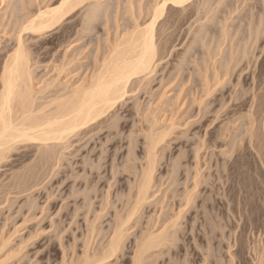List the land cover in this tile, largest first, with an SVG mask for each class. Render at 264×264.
I'll return each mask as SVG.
<instances>
[{
	"label": "rangeland",
	"instance_id": "374dc122",
	"mask_svg": "<svg viewBox=\"0 0 264 264\" xmlns=\"http://www.w3.org/2000/svg\"><path fill=\"white\" fill-rule=\"evenodd\" d=\"M89 1L48 33L24 35L33 56L31 69L36 80L54 75L53 67L64 64L59 80L79 83L95 71L97 60L108 58L106 55L118 37L130 33L133 23L138 21L136 24L145 25L148 22L150 6L155 0ZM193 1L184 11L169 7L164 10L155 26L160 60L157 68L151 76L130 84L129 95L103 118L98 130L71 138L69 148L60 151L59 160L43 158L36 145L19 144L0 163V243L10 240L6 249L0 251V264H73L81 259L86 247L91 254L106 243L107 225L114 213L123 212L125 206L131 207L130 196L144 165L147 127L144 116L148 108L157 109L156 118H178L180 125L194 114L195 117L188 120L194 123L189 128L179 125L166 143L158 147L152 199L137 218L138 225L136 222L128 231L130 237L115 264H131L134 237L144 230L148 219L156 220L158 216L160 220L168 219L177 211L181 196L192 189L196 168L200 178L195 201L184 209L183 218L178 220L175 243L156 263L163 264L166 259L165 264H257V254H264V171L259 166L256 151L248 143L251 134L247 120L256 110L253 105L249 109L252 101L259 97L264 99V63L260 65L264 59V32L256 43V50L248 55L252 62L246 67L244 60L232 65L236 68L229 80L233 92L229 105L235 107L228 120L223 117L215 122L214 129H223L227 139H231L233 149L227 155H221L226 151L223 148L215 149L210 145L213 105L202 109L208 113L199 120L192 95L201 94L204 74L212 78L210 65L204 66L205 70L196 63H209L208 58L216 54L214 49L221 27H226L228 40L222 46L219 59L228 55L230 45L234 49L237 45L238 53L242 51L243 36L256 21H264V9L255 7L257 0H217L211 2V8L206 0ZM58 2L0 0V42L3 40L4 46L12 47L18 20L42 6L53 7ZM204 15H209L206 17L209 21L201 20ZM203 23L214 27L215 33L208 32L203 42L195 40L192 45L190 36L182 39L186 32L194 31ZM260 70L263 75L258 78ZM220 100L226 101V95L220 96ZM199 140L205 147L195 157L197 146L194 144L198 145Z\"/></svg>",
	"mask_w": 264,
	"mask_h": 264
},
{
	"label": "bare ground",
	"instance_id": "6f19581e",
	"mask_svg": "<svg viewBox=\"0 0 264 264\" xmlns=\"http://www.w3.org/2000/svg\"><path fill=\"white\" fill-rule=\"evenodd\" d=\"M88 1L89 0H59L57 5L53 7L45 5L38 8L35 13L31 15L29 12V16L23 17L24 19H21L20 21L18 20V23H16L17 31L14 38H12L14 40V43L12 44L13 46H4L3 40L0 42V163L5 161V159H7V154H10L12 148L19 144L36 145L37 148L40 149L39 153L41 152L43 158L46 157L47 160L50 158L59 160V157H62L60 151L63 152V150L69 148L68 144L71 138L82 133L85 136L95 130H98L101 127V123H103V118L119 102L124 100L126 95H129L128 87L130 84L134 80H142L144 77L147 78L148 75L151 76V73L154 72L157 62L160 61L158 59V48H156L157 46L155 45V26L160 18H162L164 10L169 7L170 10L181 9L184 11V9L194 2L193 0H155L151 5L152 7L150 6V12L148 11L150 13L148 16V22L145 25L143 24L144 26L140 23L142 27L136 24L138 21L135 22V25H133V23L132 26H134V28L131 29L132 31L130 33L128 32L127 35L125 34L126 36L124 35L123 38L118 37L111 49L109 48L110 53L108 52L109 55H106L108 58L97 60L95 63L97 64V67L96 69L94 68L95 71L80 80L79 83H69L66 81L68 83L67 84L64 81L62 82V80H59L58 76H60L62 70L64 71V64H59L53 67V71L55 72L54 75L51 74L52 76H49L46 79L42 77V79L36 80L31 69L33 56L24 42V35L28 33L33 34V36H40L48 33L53 30L58 23L60 24L64 18L69 15L71 16V14L74 13L79 6L82 7ZM212 1L215 3L217 0H206L208 8L212 7ZM128 6L132 7V5ZM98 7L95 8V10L98 9ZM255 7H258L259 9L260 7H263L264 9V1L261 2L257 0ZM202 10L204 11V9ZM207 12L209 11H206V13ZM196 14L198 13H195L194 15ZM208 16L204 15V17H201V20L204 21L203 19H206V17L208 18ZM249 23H251V21ZM237 31L240 33L239 29ZM190 32L191 31L186 32L182 37L183 39L190 36V45H192L195 40L203 42L208 32L211 35L215 33L214 27L212 28L211 26L204 25V23L203 25L199 24L194 31ZM263 32L264 21L262 22L260 20L258 23L256 21L255 26L252 27V29L249 28L248 32L245 33L242 38L244 41V44L241 46L242 51L238 53L239 50L236 51L238 49L237 45H235L236 49L232 48L230 45V49L227 50L228 55L219 59L218 56L223 53L222 46H224V42L228 40V31L226 30V27L223 26L221 27L220 34L218 33L220 36L219 39L217 38L214 49L216 50V54L212 57L210 56L211 58L208 55V60H210L209 63H196L198 67H206L207 65H210V67L213 68L212 78L207 76V74H204L202 84L203 89L200 91L201 94L199 93L200 96L196 93L195 95H192V102L197 105V112L195 113L197 116H200L201 119L199 120H202L208 113L202 112V109L207 107L209 104L213 105V108L211 109L213 117L210 121L211 125L214 124L212 127L213 130H211L213 141L212 143L210 142V145L215 149L223 148V150L227 151L221 152V155H227V153H229L228 151L232 148L231 142H229L231 139H227V135H225L223 129L214 131L215 127H217V123L215 122L223 119V117L225 120H228L233 108L235 107L233 105H229L233 95V92L230 90L229 80L232 78L231 76H233L232 73L236 68V65L240 62L242 63V60L245 61V67L248 63L252 62H249L250 59L248 55H252L256 50V43H258V41L261 40V37H263ZM241 34H243V32ZM233 41L231 42L232 46H234ZM188 48L191 49L192 47L189 46ZM236 53L239 55L237 54V56H234ZM253 58H255V56ZM233 63L236 64L235 68L232 66ZM263 63L264 59L261 60L260 65ZM248 67H250V65ZM243 68L241 70H243ZM205 70H207V68H205ZM261 75L263 74L260 70L257 77L259 78ZM222 89H224L223 94ZM224 95H226V101L222 102L220 100V96L222 97ZM207 97L210 98L208 101L206 100L207 102H205ZM252 105L256 110H253L254 112L250 113L251 117L247 120L248 125L250 126L249 133L251 134L248 139V143L250 147L256 151L257 158L260 163L259 166H261L264 171V99L262 100V98L259 97L256 101L253 100L249 109H252ZM155 110L157 111V109L151 110V108H148V110L145 111L144 118L147 127L145 129L146 134H144V138L146 140V148L143 158L144 165H141L140 173L137 175L138 180H136V185L133 188L135 190L132 194L130 193V197L133 199L129 198L132 200V203L129 202L131 207L129 206V208H127L125 206L123 212L114 213L113 220L108 222L107 225L109 232L106 243L99 249L97 248V252L94 251L90 254L88 249L89 247H86L83 256L81 255V259L73 264H115L122 256V250L125 241H127V237H130L128 236V231L134 227V224H136L137 218L141 214L142 209L145 208L146 205L148 206V204H150L158 147L164 143L165 140H167L173 131L180 125L176 121L178 119L176 117L171 119H161V117L156 118ZM182 114L183 113L181 112V115ZM192 117H195V115L193 114L191 116L190 114V116H188V118H186V120L183 121L184 123L180 126H184V128H186L193 125L194 122L188 121ZM224 129V131H227L226 128ZM222 136H224V138H222ZM199 142H196L198 145L194 144V146H197L196 151H194L195 157L199 156V151L205 147L203 141L199 140ZM215 156L217 155L215 154ZM198 178H200V173L199 169L196 168L192 178V189L186 191L188 189L186 187V192L184 191L185 193L181 196V202H178L177 204V211L175 213L173 212L174 214H172V216L168 217V219L160 220L157 215L158 217H156V220L155 218L152 221H149L148 219L146 226L144 224V230H141L138 237H134V249L130 259L131 264H155L156 260L159 257L161 258L165 251L169 250L175 240V229L179 224L178 220L183 218L182 212L185 211L184 209L190 208L195 201L197 195L195 190L199 187ZM9 241L10 240L3 241L2 244L0 243V251L6 249ZM261 251L263 252V250ZM257 256H259L256 257L258 258L256 261L257 264H264V254H257ZM6 258H8V256ZM5 261L6 260H4V262ZM165 262L166 259L162 261L163 264H165Z\"/></svg>",
	"mask_w": 264,
	"mask_h": 264
}]
</instances>
